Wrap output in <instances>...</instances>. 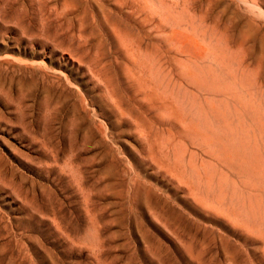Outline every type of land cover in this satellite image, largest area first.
<instances>
[{
  "label": "rangeland",
  "instance_id": "obj_1",
  "mask_svg": "<svg viewBox=\"0 0 264 264\" xmlns=\"http://www.w3.org/2000/svg\"><path fill=\"white\" fill-rule=\"evenodd\" d=\"M0 264H264V0H0Z\"/></svg>",
  "mask_w": 264,
  "mask_h": 264
}]
</instances>
